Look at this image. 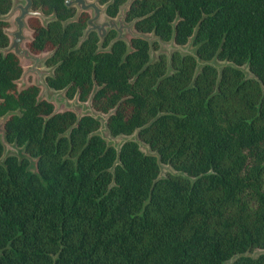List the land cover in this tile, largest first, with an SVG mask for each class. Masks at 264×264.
Here are the masks:
<instances>
[{
    "label": "trees",
    "instance_id": "trees-1",
    "mask_svg": "<svg viewBox=\"0 0 264 264\" xmlns=\"http://www.w3.org/2000/svg\"><path fill=\"white\" fill-rule=\"evenodd\" d=\"M114 16L126 0H98ZM54 17L29 18L31 52L52 50L46 81L108 113L54 111L40 87L16 80L19 57L0 50L5 138L27 156L0 162V264H264V0H132L126 19L175 44L192 39L201 60L173 50L150 60L140 36L106 46L88 12L33 0ZM11 0H0V14ZM0 18V47L9 43ZM153 44L156 46L157 41ZM247 65L252 75H246ZM0 140V156L3 154ZM34 158L35 170L29 168ZM159 162L175 170L160 175Z\"/></svg>",
    "mask_w": 264,
    "mask_h": 264
},
{
    "label": "water",
    "instance_id": "water-1",
    "mask_svg": "<svg viewBox=\"0 0 264 264\" xmlns=\"http://www.w3.org/2000/svg\"><path fill=\"white\" fill-rule=\"evenodd\" d=\"M131 1L132 0L124 1L119 6V10L117 14L114 16H109L105 12L106 4L105 3L101 4L99 3L98 0H64V3L67 6H74L76 9L75 14L70 19L76 18L83 11H86L89 14V17L86 20V27L84 28L83 34L79 38L77 45H79L87 37L88 33L92 30L96 31L99 37L98 43L101 44L104 38L106 37V35L108 34V32L111 29H114L116 35L110 40L109 44L106 46V49H109V47L112 45V43L115 40L123 39L127 44V51H129L131 49L130 38L133 36L134 37L140 36L145 38L150 44L149 61L157 57V56L153 57L152 55L153 50L151 49L153 42L157 41L160 43L161 47L164 50H166L168 56H170L173 50H179L182 53H190L194 55L197 60V69H199L204 63L213 64L217 68H220L225 63L224 60L222 63H217L216 57H213L210 60H201L200 57L195 52V46L192 45V39H190L186 44H175L173 37L169 40H163L158 35H156L154 31L145 33L136 30L134 28V22L136 20V17L133 18L132 20L126 19V11ZM31 15L39 17L42 24H45L49 19L54 17L53 13L50 15L44 14L40 7L37 9H33L32 0H13V5L10 11L6 14H0V18L5 20L10 19L12 23L11 28H5V32L10 36L9 43L5 47H0V50L4 54L8 51H13L19 57V59L23 58L29 60V64L27 68L22 71L21 76L19 77L21 80V85H22L21 87L27 85V83L25 82L26 74L29 72H33L35 74V79L34 82L32 83L41 87L38 96L39 99L44 98L55 104L54 111L63 110V109H72L77 113V115L86 114V113L93 115L94 117L101 120L102 126L97 129V132L100 133L107 140L108 143L114 144L104 134L106 130L109 131L106 122L108 113H103L101 111L95 110L91 105L90 98L86 101H81L77 98V96H74L73 98H71V100H69V98L64 93V89H54L50 87L49 84L47 83L46 77L47 75L52 74L53 67L50 66L49 67L50 69L43 70L41 68V64H43L45 59L48 57V55L52 53V50L34 53L31 52L28 46L26 45V42L31 40L32 38L30 33L27 32L28 30H30L27 23V17ZM102 15H105L103 19H101ZM250 75H252L251 72ZM78 107H80L79 110L77 109ZM9 114L10 112H6L4 115L0 116V140L4 147L3 154L0 158V162H2L4 160V157L10 153H14L20 158H22L25 155L27 156L23 147L17 146L14 142H9L5 138L4 125L6 118L9 116ZM119 135L123 136L124 139L132 138L137 140L138 142L141 141L138 139L136 135V131H134L131 135H125V134H119ZM121 142L114 145L118 148ZM151 153H155V152L153 151Z\"/></svg>",
    "mask_w": 264,
    "mask_h": 264
},
{
    "label": "rangeland",
    "instance_id": "rangeland-1",
    "mask_svg": "<svg viewBox=\"0 0 264 264\" xmlns=\"http://www.w3.org/2000/svg\"><path fill=\"white\" fill-rule=\"evenodd\" d=\"M105 17V15H102L101 16V19H103ZM29 31L30 30H28L27 32L29 33ZM152 50H153V57H156L157 55H158V53H160V52H164V53H166V54H168L167 52H166V50H164L162 47H161V45H160V43L159 42H157V45L155 46L154 44H152V48H151ZM20 60V62H21V64H22V67H23V70L24 69H26L27 68V66H28V64H29V60H27V59H23V58H21V59H19ZM217 60V63H222L223 62V60H219V59H216ZM50 66H47V65H45L44 63L43 64H41V68L43 69V70H48V69H50L49 68ZM243 68H244V71L246 72V74H249L250 75V72L248 71V68L246 67V65H244L243 66ZM34 79H35V74L33 73V72H29V73H27L26 74V77H25V82L28 84V83H31V82H34ZM17 83H18V86L19 87H21L22 85H21V80H20V78H18V80H17ZM40 90H41V87H40ZM69 100H71V98H69ZM54 106H55V104H54ZM61 107H63V106H61ZM78 110L80 109V107H78L77 108ZM102 126V125H101ZM100 126V127H101ZM105 136L112 142V143H114V144H117V143H120L124 138H123V136H121V135H112L109 131H105ZM129 135H131V134H129ZM139 144H140V147H141V149H143L144 151H147V152H149V151H151V149H150V147L148 146V144H146V143H144L143 141H139ZM153 152V151H152ZM0 158H1V156H0ZM30 158V157H29ZM30 165H29V168L30 169H32V170H34L35 169V164H34V158L33 157H31L30 158ZM159 166H160V175H165L167 172H172V171H174V169L172 168V166L171 165H169L168 163H163V162H159ZM263 249H261V248H256V249H254V250H252V251H247L248 253H251V254H257L258 252H260V251H262ZM230 262H231V259H229V260H227L226 262H225V264H230Z\"/></svg>",
    "mask_w": 264,
    "mask_h": 264
},
{
    "label": "flooded vegetation",
    "instance_id": "flooded-vegetation-1",
    "mask_svg": "<svg viewBox=\"0 0 264 264\" xmlns=\"http://www.w3.org/2000/svg\"><path fill=\"white\" fill-rule=\"evenodd\" d=\"M12 5H13V0H11V6H10V8L8 9V11L5 12V13H2V14H6V13H8V12L10 11ZM39 7H40L41 10H42V7H41V6L34 7V2H33V0H32V8H33V9H37V8H39ZM42 12H43V10H42ZM43 13H44V12H43ZM44 14H46V15H50V14H52V13H44ZM31 17H34V15H31V16H28V17H27V23H28V26H29V28H30L29 33H30V35L32 36V32H33V30H32V27H31L30 24H29V18H31ZM88 17H89V16H88ZM88 17H87V18H88ZM38 19L40 20L39 17H38ZM7 21H8V25H7L5 28H11V27H12L11 20H10V19H7ZM40 23L42 24L41 20H40ZM5 28H4V29H5ZM8 37H9V39H10V36H9V35H8Z\"/></svg>",
    "mask_w": 264,
    "mask_h": 264
}]
</instances>
